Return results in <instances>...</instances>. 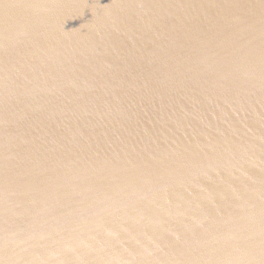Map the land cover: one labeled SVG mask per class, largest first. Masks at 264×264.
<instances>
[{
  "label": "water",
  "instance_id": "obj_1",
  "mask_svg": "<svg viewBox=\"0 0 264 264\" xmlns=\"http://www.w3.org/2000/svg\"><path fill=\"white\" fill-rule=\"evenodd\" d=\"M0 264H264V0H0Z\"/></svg>",
  "mask_w": 264,
  "mask_h": 264
}]
</instances>
